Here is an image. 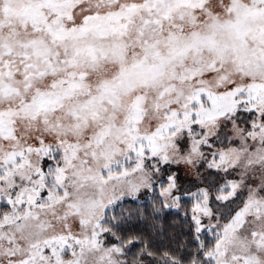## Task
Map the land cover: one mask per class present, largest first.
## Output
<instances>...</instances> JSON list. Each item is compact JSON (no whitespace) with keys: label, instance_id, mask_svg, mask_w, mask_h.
<instances>
[{"label":"snow or ice","instance_id":"obj_1","mask_svg":"<svg viewBox=\"0 0 264 264\" xmlns=\"http://www.w3.org/2000/svg\"><path fill=\"white\" fill-rule=\"evenodd\" d=\"M0 264H264V0H0Z\"/></svg>","mask_w":264,"mask_h":264}]
</instances>
